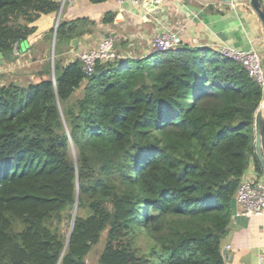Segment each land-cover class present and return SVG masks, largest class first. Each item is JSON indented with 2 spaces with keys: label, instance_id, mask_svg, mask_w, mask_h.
Masks as SVG:
<instances>
[{
  "label": "trees",
  "instance_id": "1",
  "mask_svg": "<svg viewBox=\"0 0 264 264\" xmlns=\"http://www.w3.org/2000/svg\"><path fill=\"white\" fill-rule=\"evenodd\" d=\"M60 1L0 0L3 59ZM94 27L59 22L54 77L44 62L34 82L0 86V264H86L105 230L98 264H224L251 161L264 177L252 134L264 93L237 62L203 48L96 62L90 75L77 60L63 67L56 57ZM261 136L264 146V122ZM75 208L65 247L61 224Z\"/></svg>",
  "mask_w": 264,
  "mask_h": 264
},
{
  "label": "crops",
  "instance_id": "2",
  "mask_svg": "<svg viewBox=\"0 0 264 264\" xmlns=\"http://www.w3.org/2000/svg\"><path fill=\"white\" fill-rule=\"evenodd\" d=\"M260 1L264 6V0ZM60 4L56 15L43 16L33 24L36 32L28 42L17 45L21 57L41 47L40 43L46 40L56 22L84 17L95 23L93 32L77 39V48L57 56L63 67L75 61L80 51L105 36L115 40V50L123 59H143L151 53L153 37L170 31L180 38L181 48L187 46L216 52L219 47L254 49L260 55L264 71L263 30L247 5H230L220 0H138L123 4L105 0L97 5L87 0H61ZM109 12L115 14L112 24H101L103 16ZM12 56L16 58L13 53ZM32 61L34 63V58ZM10 63L2 56L0 70L5 71L6 65L11 68ZM2 84L0 77V86ZM252 134L254 137L253 128ZM244 177H257L252 161ZM220 252L224 264H264V213L259 217L241 216L239 207L233 202L231 222L221 241Z\"/></svg>",
  "mask_w": 264,
  "mask_h": 264
},
{
  "label": "built area",
  "instance_id": "3",
  "mask_svg": "<svg viewBox=\"0 0 264 264\" xmlns=\"http://www.w3.org/2000/svg\"><path fill=\"white\" fill-rule=\"evenodd\" d=\"M118 4L137 3L138 0H115ZM57 29V28H56ZM152 52L177 51L181 48V41L177 34L170 31L162 32L153 37L150 43ZM217 52L222 56L237 62L248 76L261 88L264 93V71L259 53L254 50H236L229 47H219ZM14 56H19L17 45L12 51ZM123 59L116 53L115 40L112 37L101 39L96 47L85 49L76 55L85 75L93 73L96 62H113ZM1 73V70H0ZM264 100V98H263ZM262 100V101H263ZM234 202L239 207V214L244 217H259L264 213V177L246 178L240 181ZM229 247H227V250Z\"/></svg>",
  "mask_w": 264,
  "mask_h": 264
},
{
  "label": "rangeland",
  "instance_id": "4",
  "mask_svg": "<svg viewBox=\"0 0 264 264\" xmlns=\"http://www.w3.org/2000/svg\"><path fill=\"white\" fill-rule=\"evenodd\" d=\"M54 27H55V24H53L50 29L54 30ZM49 31L47 33L48 37L46 38V40L40 43L41 47H38V49H34L30 55H25L23 57H21L20 55L19 56L17 55L16 58L10 63L12 64L11 68H9L8 65L4 66L5 71H1L0 73L1 80L4 83H6V81H12L20 85H24L27 82H34L36 80L37 72L39 70L38 68L39 63H44V62L50 63L51 76L52 78L54 77V67L53 66H54V59H55V56H54L55 35H54V31L52 34H49ZM106 37L107 36L101 39H104ZM99 41H96V43ZM96 43H94L87 49H92L96 47L97 45ZM77 45L78 43L75 45V47L70 46L69 50L73 48H77ZM46 50L48 52L43 56V53H45ZM69 50H66L65 52ZM33 58L35 60L34 63L32 61ZM56 60H57V57H56ZM58 61L61 64V60L59 58H58ZM78 95L79 94L76 93V97ZM69 152L72 156H74L72 146ZM69 214H71V217H68L65 214V219L63 223L61 224V231L65 235L66 239L71 229L73 217H75V214H76V208L73 211H71ZM81 215L85 216V212L82 211ZM106 236H107V230L101 233L99 241L95 245L92 246L90 252L85 258L86 264H98V260L105 249Z\"/></svg>",
  "mask_w": 264,
  "mask_h": 264
},
{
  "label": "water",
  "instance_id": "5",
  "mask_svg": "<svg viewBox=\"0 0 264 264\" xmlns=\"http://www.w3.org/2000/svg\"><path fill=\"white\" fill-rule=\"evenodd\" d=\"M220 1L226 4H230V5H247L256 15L258 21L261 24L263 34H264V6L262 5L260 0H220ZM57 26H58V23L56 22L55 27H54V35L56 32ZM47 37L48 35H46V38ZM77 43H78L77 39H73L70 43V46L75 47ZM47 52L48 51L46 50L45 54ZM0 65H2V54L1 53H0ZM263 121H264V100L261 102L258 110L256 111V114L254 116V123H253L254 153L264 173V147H263V141H262V136H261V125ZM73 221H74V217H73ZM73 221H72V225H73ZM72 225H71L70 232L66 239L65 247L70 238Z\"/></svg>",
  "mask_w": 264,
  "mask_h": 264
}]
</instances>
